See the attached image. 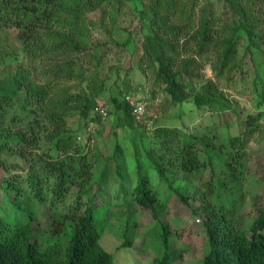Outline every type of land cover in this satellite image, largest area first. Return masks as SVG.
<instances>
[{
    "label": "trees",
    "instance_id": "16d2710c",
    "mask_svg": "<svg viewBox=\"0 0 264 264\" xmlns=\"http://www.w3.org/2000/svg\"><path fill=\"white\" fill-rule=\"evenodd\" d=\"M120 3L0 0V32L15 30L19 44L42 57L41 62L48 54L57 57L55 62L41 65L40 79H33L31 72L21 67L0 77V173H4L0 175V264H114L115 253L107 252L100 242L106 230H120L122 243L117 252L133 247L138 227L129 211L131 203L149 210L154 218L159 246L153 264H174L171 240L178 233L161 219L172 196L200 217L204 229L202 252L191 264H264V202L250 225L238 227L235 218L248 172L247 139L264 133V96L258 111L245 117L240 135L225 134L221 139L217 125L199 133L155 128L154 142L141 155L136 154L135 169L127 171L132 173L128 185L118 172L117 184L97 177L96 157L86 146L76 145L78 134L64 126L69 111H79L80 122L84 121L79 130L83 132L87 125L100 121L94 113L98 92L88 97L82 89L76 93L69 89L87 82L84 72L88 67L82 55H95L88 35L98 24L87 14L100 10L114 19L108 9ZM240 3L224 0L231 17L212 35L211 26L218 18L209 1L199 6L197 0H150L146 9L151 10V18L141 12L142 19L148 21L141 62L152 69L155 81L163 85L174 105L191 97L198 110L218 104L219 112H235L231 104L218 100L214 85L195 95L184 91L191 78L183 84L180 71L188 76L192 73L186 66L184 70L175 66L178 60L184 65L188 58L206 56L213 48L221 50L222 68L226 67L231 59L236 60L239 33L247 40L245 57L251 55V43L260 33L246 17L245 11L250 9H243ZM196 9H202V14ZM193 27L197 29L192 33ZM189 50L193 53L184 57L182 52ZM7 54L0 50V69L11 68ZM111 103L114 114L121 115V123L130 127L136 123L126 100L113 97ZM45 127L51 133L52 155L37 150L40 143L35 132ZM116 168L118 171L120 166ZM188 182L194 191L188 189ZM122 206L128 211L113 222L110 210Z\"/></svg>",
    "mask_w": 264,
    "mask_h": 264
},
{
    "label": "rangeland",
    "instance_id": "374dc122",
    "mask_svg": "<svg viewBox=\"0 0 264 264\" xmlns=\"http://www.w3.org/2000/svg\"><path fill=\"white\" fill-rule=\"evenodd\" d=\"M120 1L117 8L108 9L109 13L114 15V19L110 18L108 13L103 16L100 10L87 14L90 21L98 24L95 28H90L88 35L95 55L93 57L91 54L82 55L84 64L88 67L85 68L87 72H84L87 82L69 89L70 93L82 89L88 97H94L92 92H98L96 105L107 110L108 118H100L97 124L87 125L83 132L79 130L81 123H84V121L80 122L82 118L78 114L79 111H69L70 116L65 118L64 126L78 134L76 145L86 146L88 153H93L94 158L96 157L97 177L106 179L108 183L117 184L120 180L116 175L120 173L124 177V183L128 185L132 173L128 174L127 171L135 169L136 154L141 155L143 149L149 148L154 142L152 132L155 128L176 127L199 133L205 127L217 125V133L223 139L225 134L240 135L244 128L245 117L258 111V105L264 96V54L262 53L264 0H253L254 3L251 0H238L243 9L245 7L250 9L248 12L245 11L246 17L249 18V22L255 23L254 27L260 33L255 34L251 43L254 45L251 55L245 57L247 40L242 33H239L241 41L238 44L236 60L231 59L224 68L221 63V50H213V48L209 49L206 56L197 59L188 58L184 65L181 61H176L175 67L178 70H184L182 67L186 66V69L192 73L188 76L180 71L183 84L188 83V79L191 78L189 87L185 85L183 90L195 95L214 85L215 94L219 95L218 100L229 103L234 108L235 112L226 113L218 111V104L213 109L198 110L193 107L191 97L183 104L174 105L171 102L163 85L155 81L152 69L141 62L142 43L148 25V21L142 19L141 12L144 10L145 17L151 18V10L146 9L150 0ZM208 1L213 3V9L210 10L215 14L214 17L218 18L211 26L212 35L223 28L231 13L225 9L224 0H197L199 6L206 5ZM196 10L200 15L202 14V9ZM194 25L196 26V22ZM194 28L193 31L191 30L192 33L197 29ZM15 37V30L0 32V50H7L9 55L6 56V62L11 66L10 69L2 67L0 77L2 78L8 70L13 72L15 68L21 67L23 70H29L33 79H40L41 65L53 63L57 57L48 54L45 56L46 60L41 62L42 57H35L31 51L24 50L23 45L19 44ZM180 45L182 49L185 48L183 38L180 40ZM191 53H193L191 50L186 54L182 52L184 57H190ZM70 85L73 83L70 82ZM113 97L126 101L143 99L148 104L146 117L142 121L132 123V127L121 123V115L114 114L115 109L111 103ZM38 113L42 117L41 113ZM38 119L41 120L39 117ZM42 119L43 123H46L45 118ZM50 136L47 127L36 130L35 137L40 143L38 153L49 151V154H54L50 150L52 146ZM246 153L249 159L248 172L243 177L241 204L235 217L238 227L250 225L264 202V133L262 131L254 133L247 139ZM117 165L120 166L118 171H116ZM187 186L194 191L191 182H188ZM74 195L75 193L72 194ZM199 197L203 198L201 195ZM193 206L197 207L198 203ZM125 207H113L110 210L113 222L128 211ZM129 211L135 215L138 227L133 247L117 252V248L122 243L118 235L120 230L113 232L106 230L100 243L107 252L115 253L114 264H153L159 246L156 238L157 228L153 227L154 218L149 210L134 203L129 206ZM41 214L44 216V211H41ZM198 214L201 215L202 211L199 210ZM161 219L171 224L178 233L171 240L174 264H191L196 261L202 252L204 241V229L200 217L194 215L188 206L172 196L166 210L161 213Z\"/></svg>",
    "mask_w": 264,
    "mask_h": 264
},
{
    "label": "built area",
    "instance_id": "2783aa9c",
    "mask_svg": "<svg viewBox=\"0 0 264 264\" xmlns=\"http://www.w3.org/2000/svg\"><path fill=\"white\" fill-rule=\"evenodd\" d=\"M158 101V100H156ZM127 102L130 104L131 109H132V115L134 119L139 122L142 121L146 117V112H147V103L143 99H136V100H129L127 99ZM94 113L99 115L101 119H106L108 114L107 110L97 106L94 109ZM264 121V117L262 118Z\"/></svg>",
    "mask_w": 264,
    "mask_h": 264
}]
</instances>
